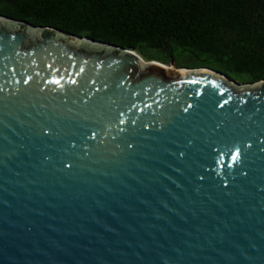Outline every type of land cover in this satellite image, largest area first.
Returning a JSON list of instances; mask_svg holds the SVG:
<instances>
[{"label":"water","instance_id":"water-1","mask_svg":"<svg viewBox=\"0 0 264 264\" xmlns=\"http://www.w3.org/2000/svg\"><path fill=\"white\" fill-rule=\"evenodd\" d=\"M0 264H264V79L0 14Z\"/></svg>","mask_w":264,"mask_h":264},{"label":"trees","instance_id":"trees-1","mask_svg":"<svg viewBox=\"0 0 264 264\" xmlns=\"http://www.w3.org/2000/svg\"><path fill=\"white\" fill-rule=\"evenodd\" d=\"M0 14L240 84L264 79V0H0Z\"/></svg>","mask_w":264,"mask_h":264},{"label":"rangeland","instance_id":"rangeland-1","mask_svg":"<svg viewBox=\"0 0 264 264\" xmlns=\"http://www.w3.org/2000/svg\"><path fill=\"white\" fill-rule=\"evenodd\" d=\"M143 60H144V59H143ZM144 61H147V60H144ZM166 67H167L169 70H171V72H175L176 69H177L174 65L171 66V64L166 65Z\"/></svg>","mask_w":264,"mask_h":264},{"label":"snow or ice","instance_id":"snow-or-ice-1","mask_svg":"<svg viewBox=\"0 0 264 264\" xmlns=\"http://www.w3.org/2000/svg\"><path fill=\"white\" fill-rule=\"evenodd\" d=\"M236 157H233V159H235Z\"/></svg>","mask_w":264,"mask_h":264},{"label":"bare ground","instance_id":"bare-ground-1","mask_svg":"<svg viewBox=\"0 0 264 264\" xmlns=\"http://www.w3.org/2000/svg\"><path fill=\"white\" fill-rule=\"evenodd\" d=\"M169 70V69H168ZM169 71H171V70H169Z\"/></svg>","mask_w":264,"mask_h":264}]
</instances>
